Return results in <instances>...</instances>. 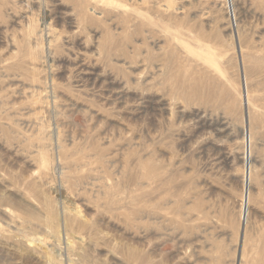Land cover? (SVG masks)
Wrapping results in <instances>:
<instances>
[{
	"label": "rangeland",
	"instance_id": "1",
	"mask_svg": "<svg viewBox=\"0 0 264 264\" xmlns=\"http://www.w3.org/2000/svg\"><path fill=\"white\" fill-rule=\"evenodd\" d=\"M0 264H264V0H0Z\"/></svg>",
	"mask_w": 264,
	"mask_h": 264
}]
</instances>
